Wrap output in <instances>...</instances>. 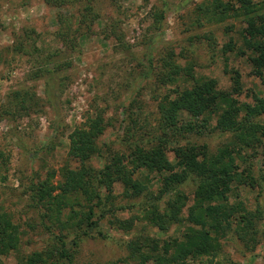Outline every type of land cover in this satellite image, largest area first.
Returning a JSON list of instances; mask_svg holds the SVG:
<instances>
[{"label":"rangeland","instance_id":"1","mask_svg":"<svg viewBox=\"0 0 264 264\" xmlns=\"http://www.w3.org/2000/svg\"><path fill=\"white\" fill-rule=\"evenodd\" d=\"M211 1L99 0L96 7L100 18L70 50L56 37L57 15H68L75 9L54 7L44 0H0V203L20 229L19 249L0 256L3 263L22 264L24 255L45 250L58 241L55 237L60 233V224L43 222L26 191L32 179L55 171V183L62 166L75 164L68 159V137L87 118L102 113L106 123L103 134L96 139L101 156L95 153L91 158L95 168L102 166L108 153L125 157L135 145L150 147L164 136L159 105L175 86L164 85L160 79L169 70L165 59L170 53L174 52L173 59L181 66L192 65L196 76L215 79L220 89L230 91L238 76L240 102H252L251 94L264 98V85L252 74L247 60L249 52L239 53L244 49L243 18L213 20L211 13L205 12ZM252 1L264 7V0ZM160 12L163 18L157 28L156 15ZM230 40L234 50H224ZM20 42H24L29 54L14 50ZM149 54L153 65L150 74ZM43 59L49 60L51 68L66 62V69L61 76L50 78L44 74L34 78ZM26 88L38 98V106L29 116L16 112L14 99ZM257 121L264 124V115ZM168 141L170 160V149L176 144H204L211 154L234 143L232 134L218 129ZM251 164L253 186L237 187V193L232 195L236 193L238 198L232 203L241 201L253 214L252 229L241 237L229 230L220 239L221 251L212 262L203 257L187 264H264V158L251 159ZM144 173L138 171L134 178L145 183ZM157 186L156 181L148 184L153 192ZM185 191L189 193L191 186ZM113 193L115 206L124 208L115 213L116 217L138 220L134 219L131 230H121L111 216L100 217L102 208L96 209L93 221L97 226L76 229L81 240L75 264H112L125 255V243L139 234L159 239L181 235L183 224H174L163 232L142 219V206L149 205L148 199L124 197L118 183L114 184ZM189 199L188 205L192 203ZM183 213L186 215V210ZM64 214L60 217L63 221ZM73 235L71 232L65 239L71 249Z\"/></svg>","mask_w":264,"mask_h":264},{"label":"trees","instance_id":"2","mask_svg":"<svg viewBox=\"0 0 264 264\" xmlns=\"http://www.w3.org/2000/svg\"><path fill=\"white\" fill-rule=\"evenodd\" d=\"M110 1L114 3L116 0ZM44 2L58 8L75 9L68 15H57L56 37L70 50L100 18L96 7L99 0ZM211 2L205 12L211 13L213 20L222 21L230 16L243 18L241 22L245 25L241 37L244 49L239 53L249 52L247 60L252 74L264 85V7L252 0ZM162 18L161 12L156 15L157 28ZM110 32L120 39L115 31ZM232 42L230 40L225 44L224 50L233 51L235 45ZM14 50L30 53L25 49L24 42L18 43ZM173 54L166 57L169 70L160 79L164 85L175 86L172 94L165 96L159 105L166 133L154 145H135L125 157L116 152L108 153L102 166L95 168L91 158L95 153L101 156L96 139L106 127L102 113H96L69 134L68 159L75 164L69 162L62 166L57 171L55 183V171L30 181L26 192L33 207L41 214L43 222L48 220L52 225L60 224V233L55 237L58 241L47 249L24 255L22 264H75L76 248L81 240L76 229L97 226L93 218L99 208H102L99 211L101 218L109 215L119 229L131 230L134 219L138 220V217L130 220L116 217L115 213L124 208L115 206L113 202L116 198L113 193L115 183L123 188L124 197H144L150 201L149 205L140 204L144 213L142 219L149 225L166 232L174 224H183V230L179 237L165 239L139 234L125 243V255L112 264H187L189 260L203 257L211 258L212 262L221 251L220 239L229 230H235L241 237L252 229L253 214L244 208L241 201L232 203V200L238 198L237 187L253 186L255 179L251 174V159L264 158V124L257 121L264 115V98L251 94L252 102H240L238 76L233 79L230 91L220 89L215 79L196 76L192 65L176 63ZM48 58L45 57V60ZM45 60L39 65L34 78L44 74L61 76L66 69V62L51 68L49 60ZM148 64L150 74L153 68L150 54ZM14 99L16 112H23L26 116L34 111V106H38L35 92L27 88ZM28 102L29 106L26 105ZM211 129L232 134L234 143L225 144L210 154L206 145L189 141L172 147L173 159L168 158V140L172 137L185 139L189 134L200 135ZM138 171L146 172L145 183L134 178ZM153 181L158 185L156 192L148 187ZM187 186H191L189 193L185 191ZM233 192H236L234 196ZM190 197L192 203L188 205ZM63 214L64 221L60 219ZM71 232H74L73 250L67 247L65 240ZM83 235L86 236L87 232L84 231ZM19 245V226L0 203V256L17 251ZM0 264L5 263L0 260Z\"/></svg>","mask_w":264,"mask_h":264}]
</instances>
